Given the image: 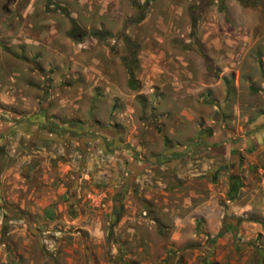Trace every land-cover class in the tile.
<instances>
[{"label":"rangeland","instance_id":"1","mask_svg":"<svg viewBox=\"0 0 264 264\" xmlns=\"http://www.w3.org/2000/svg\"><path fill=\"white\" fill-rule=\"evenodd\" d=\"M143 1L0 0V264H264V0Z\"/></svg>","mask_w":264,"mask_h":264},{"label":"crops","instance_id":"2","mask_svg":"<svg viewBox=\"0 0 264 264\" xmlns=\"http://www.w3.org/2000/svg\"><path fill=\"white\" fill-rule=\"evenodd\" d=\"M215 136H217V138H221L220 136H222V135L215 133ZM248 136H249V138H247L246 141L243 142V144L245 142L246 143L244 145H242V147L249 148L248 147L249 144H251V145H257L258 143H260V140L262 139V133L260 131L249 132V135ZM203 138H205L207 141H209L211 143L213 141H215V139L213 138V134H211L210 137H203ZM255 140H256L257 143L255 142ZM214 143L211 144V145H213V146H211L212 152L215 155H219V154L223 155L227 159V162H228V164L230 166V169H231L230 171L236 173V170L239 167V159H238V157H236V155L238 153L237 152L238 149H242V147L241 146L240 147H237V146L236 147H233L232 145H230V147L227 146L226 149L224 150L222 148L224 146V144L221 145V146H219L218 144H216V143L214 144ZM231 146H232V148H231ZM172 163H174V162H172ZM241 166L242 165H240V167ZM175 167L178 168L179 165H175ZM235 173H233V174H235ZM190 195L193 196V195H195V193L194 192H191ZM185 200L186 201L190 200V196L187 199H185Z\"/></svg>","mask_w":264,"mask_h":264},{"label":"trees","instance_id":"3","mask_svg":"<svg viewBox=\"0 0 264 264\" xmlns=\"http://www.w3.org/2000/svg\"><path fill=\"white\" fill-rule=\"evenodd\" d=\"M149 1H150V0H144L143 3H142L141 5L138 6V8L140 9V10H139V14H140V15H139L135 20H138V19L141 18V16H142V15H141V12H142L143 8L147 5V3H148ZM70 22H71L72 24H74V21H73L72 19H70ZM90 34L95 35V36H97V37H103V36H104V35H102V33L99 32V31H91Z\"/></svg>","mask_w":264,"mask_h":264}]
</instances>
